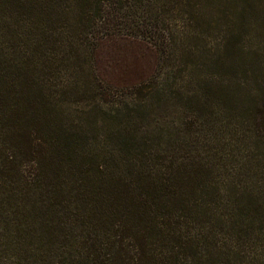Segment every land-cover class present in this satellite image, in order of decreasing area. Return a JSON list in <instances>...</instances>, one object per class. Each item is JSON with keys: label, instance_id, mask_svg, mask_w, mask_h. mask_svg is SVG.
<instances>
[{"label": "trees", "instance_id": "16d2710c", "mask_svg": "<svg viewBox=\"0 0 264 264\" xmlns=\"http://www.w3.org/2000/svg\"><path fill=\"white\" fill-rule=\"evenodd\" d=\"M0 264H264V0H0Z\"/></svg>", "mask_w": 264, "mask_h": 264}, {"label": "rangeland", "instance_id": "374dc122", "mask_svg": "<svg viewBox=\"0 0 264 264\" xmlns=\"http://www.w3.org/2000/svg\"><path fill=\"white\" fill-rule=\"evenodd\" d=\"M156 56L145 37L104 39L95 52V73L104 82L128 88L153 74Z\"/></svg>", "mask_w": 264, "mask_h": 264}]
</instances>
